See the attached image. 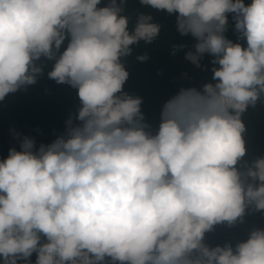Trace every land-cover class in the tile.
<instances>
[{"label":"clouds","instance_id":"9594fccd","mask_svg":"<svg viewBox=\"0 0 264 264\" xmlns=\"http://www.w3.org/2000/svg\"><path fill=\"white\" fill-rule=\"evenodd\" d=\"M139 3L176 14L196 41L186 59L212 57L213 82L169 99L155 131L124 91L133 46L160 36L150 14L130 27L127 0H0V101L37 82L42 58L80 101L53 142L25 136L0 160V264H264V228L205 243L264 211V157L241 165L242 116L264 102V0Z\"/></svg>","mask_w":264,"mask_h":264},{"label":"trees","instance_id":"16d2710c","mask_svg":"<svg viewBox=\"0 0 264 264\" xmlns=\"http://www.w3.org/2000/svg\"><path fill=\"white\" fill-rule=\"evenodd\" d=\"M244 3L250 4L251 0H244ZM140 13L150 14L153 21L161 26V32L152 44L141 41L133 46V54L125 62L129 78L124 91L142 98L144 121L155 131L159 127L163 106L169 99L181 89L202 90L203 85L213 82L212 57L205 54L199 61L200 67H197L185 58L187 52L194 51L196 41L190 35L181 36L177 31L176 14L169 15L166 11L143 6L139 0H127L125 14L131 17L130 27L134 26ZM234 23L232 14H228L225 35L237 42ZM238 42L246 43L244 40ZM66 45L67 40L61 51ZM181 45L182 48L179 47ZM145 53L148 55L146 61L136 59V56ZM38 63L43 65V73L38 76L37 82L9 93L0 101V160L8 156L10 148L19 150V141L25 136L34 138L37 147L41 143L50 144L64 133L65 122L78 114L80 101L77 89L68 84H57L48 77L54 60L42 58ZM242 119L246 125L244 139L247 152L241 165L245 161L264 157V102H258L254 108L249 107ZM254 228H264V211L252 212L249 209L243 222L238 221L232 226L227 223L216 225L213 231L206 233L205 243L211 247L226 243L235 246L237 242L246 240ZM31 260L35 264V254Z\"/></svg>","mask_w":264,"mask_h":264}]
</instances>
